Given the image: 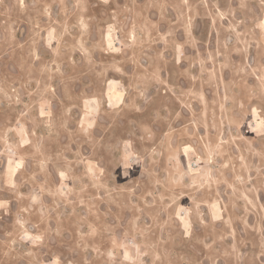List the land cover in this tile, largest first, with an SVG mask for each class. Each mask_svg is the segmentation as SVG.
<instances>
[{"label": "rangeland", "instance_id": "obj_1", "mask_svg": "<svg viewBox=\"0 0 264 264\" xmlns=\"http://www.w3.org/2000/svg\"><path fill=\"white\" fill-rule=\"evenodd\" d=\"M0 264H264V0H0Z\"/></svg>", "mask_w": 264, "mask_h": 264}]
</instances>
